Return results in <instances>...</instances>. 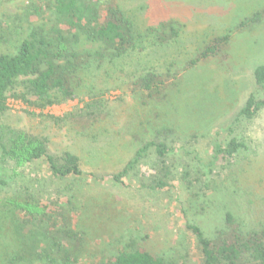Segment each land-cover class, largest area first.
<instances>
[{"label":"rangeland","instance_id":"1","mask_svg":"<svg viewBox=\"0 0 264 264\" xmlns=\"http://www.w3.org/2000/svg\"><path fill=\"white\" fill-rule=\"evenodd\" d=\"M94 1L102 11L120 7L141 35L155 33L150 39L144 36L148 40L142 38L143 49L117 67L92 70L88 77L87 73L75 100L34 115L32 108L8 95L6 123L48 139L53 154L78 156L83 175L55 180L43 163L29 167V176L17 183L2 172L0 180L8 183L0 184V212L21 191L34 195L54 212L56 233L71 232L79 238L73 264H95L139 247L171 264H199L187 224L198 225L213 237L224 227L226 214L246 232H264V110L252 119L241 115L251 96L264 99V87L254 76L256 68L264 66V0ZM0 2V53H14L33 24L51 19L48 0ZM31 2L46 9L40 19L25 16ZM258 12L263 13L259 25L239 29ZM158 35H163L162 41ZM226 35L231 37L228 57L189 68L208 44ZM99 48L84 36L78 44L80 52ZM150 73L171 83L161 99L133 91V83ZM91 94H104L109 114L97 122L71 118ZM233 139L245 149L230 170L212 168L215 186L197 197L196 190L180 181L182 174L188 171L203 180L211 168L212 146H225ZM150 141L172 149L176 178L171 189H156L150 168L153 157L116 183L112 176ZM9 214L14 216L12 210ZM4 222L0 216V224Z\"/></svg>","mask_w":264,"mask_h":264},{"label":"trees","instance_id":"2","mask_svg":"<svg viewBox=\"0 0 264 264\" xmlns=\"http://www.w3.org/2000/svg\"><path fill=\"white\" fill-rule=\"evenodd\" d=\"M51 19L44 25H32L28 36L19 44L14 53H0V173L7 180L17 183L29 176V167L43 163L55 180L81 177L83 171L80 158L71 152L61 155L49 150L48 139L36 136L26 130L14 128L6 123L9 112L8 95L26 104L35 111L75 100L78 90L85 84L92 70L118 65L131 54L142 50V38H151L148 32L141 35L135 23L118 6L102 11L94 0H48ZM1 4V2H0ZM40 3L31 2L26 7L29 19L43 17L44 8ZM98 6V7H97ZM46 20V19H45ZM263 13L245 19L239 29L259 25ZM53 28L47 26L52 25ZM157 31V30H155ZM173 35H178L173 30ZM160 35V31H157ZM158 35V36H159ZM165 35V33H164ZM100 48L95 52H80L81 37ZM162 36L159 39L162 41ZM1 41V39H0ZM231 37H218L208 44L200 54L192 59L189 68L202 62L224 56L230 46ZM117 67V66H116ZM256 84L264 87V66L254 72ZM171 83L150 73L140 77L133 85L136 94L147 93L154 99H161ZM157 97V98H156ZM109 100L104 94H91L85 107L70 117L80 122H97L109 114ZM264 110V99L251 96L241 115L252 119ZM32 113V114H33ZM58 122L60 119H54ZM244 143L237 139L225 146H212L213 156L210 171L202 179L186 171L180 181L199 197L213 188L214 167L230 170ZM172 149L164 142L150 141L140 148L135 157L112 179L116 183L138 172L152 157L153 181L159 191L172 187L176 178L171 165ZM244 172L240 171L239 173ZM212 175L214 177H212ZM214 179L211 181L210 179ZM221 177V176H220ZM217 178V177H216ZM5 185L8 182L1 181ZM28 187L27 186H24ZM165 190V191H168ZM27 192V191H25ZM194 194V196H196ZM13 211L14 216L9 214ZM0 264H73L77 261L76 245L79 242L71 232L56 233L54 212L38 203L29 192L18 194L11 203L4 204L0 212ZM224 227L213 237L193 223L187 228L199 264H264V232L244 231L241 224L231 214H226ZM8 222V223H7ZM9 232H5L6 230ZM73 246V248H72ZM95 264H171L166 258L150 252L144 247L118 252L114 257Z\"/></svg>","mask_w":264,"mask_h":264}]
</instances>
